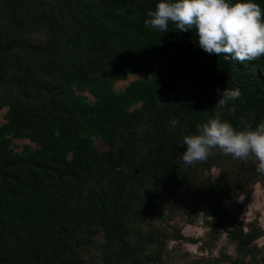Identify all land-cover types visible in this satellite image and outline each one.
I'll return each mask as SVG.
<instances>
[{
  "label": "trees",
  "instance_id": "16d2710c",
  "mask_svg": "<svg viewBox=\"0 0 264 264\" xmlns=\"http://www.w3.org/2000/svg\"><path fill=\"white\" fill-rule=\"evenodd\" d=\"M157 2L0 0V264H264L257 217L223 205L264 188L256 157L181 159L217 111L238 130L264 122V56L225 60L195 29L146 26ZM217 87L242 95L220 108ZM199 223L206 238L183 235Z\"/></svg>",
  "mask_w": 264,
  "mask_h": 264
},
{
  "label": "clouds",
  "instance_id": "9594fccd",
  "mask_svg": "<svg viewBox=\"0 0 264 264\" xmlns=\"http://www.w3.org/2000/svg\"><path fill=\"white\" fill-rule=\"evenodd\" d=\"M147 16L145 25L162 32H168L170 22L178 31L195 29L199 47L209 54H223L225 60L244 62L264 56V8L255 0H158ZM216 92L220 108L242 95L240 88L217 87ZM177 123L171 121L173 126ZM198 127L197 133L183 138L185 164L206 160L218 147L241 160L255 156L256 170L264 175V122L238 130L217 111Z\"/></svg>",
  "mask_w": 264,
  "mask_h": 264
},
{
  "label": "rangeland",
  "instance_id": "374dc122",
  "mask_svg": "<svg viewBox=\"0 0 264 264\" xmlns=\"http://www.w3.org/2000/svg\"><path fill=\"white\" fill-rule=\"evenodd\" d=\"M142 75H129L122 79H119L115 84V90L120 91L124 89L130 82L141 78ZM18 145L25 144L26 142L20 141L15 142ZM97 147L100 150H105V145L100 142L96 141ZM214 173L216 170L213 171ZM244 202V196L241 194H236L233 196L232 199L224 201L223 205L226 208L227 212L231 216V218H237L238 220H242L244 222H250L253 219L257 217L258 221L260 222L263 230H264V188L263 183H258L254 186L252 189V192L250 193L246 205H243ZM237 208L239 209L237 212ZM177 223L179 226H181V221L177 220ZM206 229L203 228V226L199 223L195 226H183V235L188 238H206ZM257 244L259 246L264 245V237L260 239ZM173 243H169V247H171ZM225 245V232L221 233V237L219 241L217 242L216 247L213 249L210 255L213 257L217 255V252L223 248ZM182 249L184 251L189 252L192 258H197L202 255L206 256V252H200L197 245H191V244H184ZM228 254L234 255V252L231 248H228L227 250Z\"/></svg>",
  "mask_w": 264,
  "mask_h": 264
}]
</instances>
